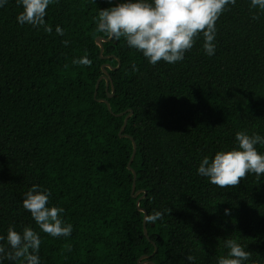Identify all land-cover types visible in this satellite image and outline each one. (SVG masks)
<instances>
[{"label": "trees", "instance_id": "obj_1", "mask_svg": "<svg viewBox=\"0 0 264 264\" xmlns=\"http://www.w3.org/2000/svg\"><path fill=\"white\" fill-rule=\"evenodd\" d=\"M119 2L53 0L51 32L19 24L18 0L0 7V235L40 232L42 264H139L156 248L154 264H216L229 238L251 253L246 264H264V176L221 188L197 174L204 156L237 147L238 131L264 135V12L236 0L216 21L213 56L201 36L182 61L152 65L123 38L101 55L99 9ZM83 56L90 65L72 63ZM104 65L111 80L95 97ZM131 111L137 198L133 142L120 136ZM34 184L65 209L69 237L40 231L23 208ZM141 197L147 214L164 213L147 235Z\"/></svg>", "mask_w": 264, "mask_h": 264}, {"label": "clouds", "instance_id": "obj_2", "mask_svg": "<svg viewBox=\"0 0 264 264\" xmlns=\"http://www.w3.org/2000/svg\"><path fill=\"white\" fill-rule=\"evenodd\" d=\"M7 2L0 0V7ZM52 2L18 0L22 11L16 17L17 22L34 28L44 27L45 31L51 32L52 28L47 25L45 17L46 9ZM235 3L236 0H120L114 6L99 9L95 30L108 38H123L127 47L142 53L149 64L156 65L161 60L173 64L182 61L186 51L201 36L204 52L213 56L216 51V21L229 5ZM249 6L264 12V0H250ZM56 32L63 35L60 26L56 27ZM72 63L88 66L91 60L83 56L74 58ZM132 68L136 70L135 65ZM235 140L237 147L217 151L214 157L204 156L199 162L197 174L221 188L238 185L249 173H254L258 178L264 176V152H259L256 147L264 146V135L238 131ZM50 197L49 189L34 184L24 193L22 206L30 213L40 231L51 237L67 238L72 234L73 225L65 222V209L52 205ZM229 212V209H225L226 215ZM163 215L161 211H153L144 219L155 223ZM40 245V232L31 226H25L19 232L9 226L7 234L0 235V264L4 259L12 264H42ZM224 245L228 252L218 256L216 264H246L249 260L251 253L236 239H225ZM187 259L194 261L192 256Z\"/></svg>", "mask_w": 264, "mask_h": 264}, {"label": "water", "instance_id": "obj_3", "mask_svg": "<svg viewBox=\"0 0 264 264\" xmlns=\"http://www.w3.org/2000/svg\"><path fill=\"white\" fill-rule=\"evenodd\" d=\"M113 1H117V0H113ZM111 40H112V38L105 39V38H102V37H99V38L96 39V43H97V44L100 46V48H101V55H102L103 52H104V42H108V41H111ZM120 65H121V63L119 62V66H120ZM107 67H109L110 69H113V68H111L109 65H104V66H103L102 69H103L104 75L99 79V81H98V83H97L96 91H95V97H97V95H98V89H99V85H100L101 80L105 79L106 82H107V86L109 85V82H110L111 78H110V76H109V74H108ZM113 94H114V89H113L112 94L109 95V97H112ZM99 101H100V102H104V103H106L107 106H108L109 111L112 112V108H111V105H110V103H109L108 100L101 99V100H99ZM122 115H124V114L122 113V114H119L118 116H122ZM131 115H132V111L130 112V114L127 115V117H126V119H125L124 125H123V127H122V129H121V131H120V136H121V137H128V138H130V139L132 140V142H133L134 153H133L132 159H131V161H130L128 167H129V169H130V170L133 172V174H134V182H133L132 194H133V197H134V198H137V197L140 195L141 191L136 192V178H137V174H136V172L134 171V169H133L132 166H131V163L133 162L134 157H135V154H136V151H137V144H136V142L134 141V139H133L132 137L123 134V132L125 131V128H126L127 122H128V120H129V118H130ZM142 198H143V197H141V198L137 201V206H138L139 210H140L141 212H143V213L145 214V216H146V215H148V214L146 213V211H145L144 209L140 208V202H141ZM145 216H144V217H145ZM146 224H147V222H146L145 219H144V229H145V234L147 235V227H146ZM156 252H157V248L155 249L154 254H155ZM154 254H153V255H154ZM153 255H151V256H149V255H144V256H142V257L139 259V264H154V263L151 261V258L153 257ZM142 260H143V261H142Z\"/></svg>", "mask_w": 264, "mask_h": 264}]
</instances>
